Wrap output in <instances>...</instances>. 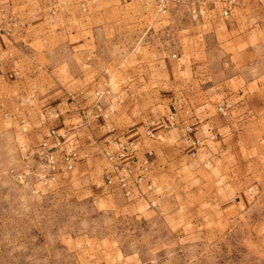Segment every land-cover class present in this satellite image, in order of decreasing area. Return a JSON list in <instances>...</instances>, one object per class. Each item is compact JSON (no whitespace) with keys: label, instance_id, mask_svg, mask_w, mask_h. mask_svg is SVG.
Listing matches in <instances>:
<instances>
[{"label":"crops","instance_id":"1","mask_svg":"<svg viewBox=\"0 0 264 264\" xmlns=\"http://www.w3.org/2000/svg\"><path fill=\"white\" fill-rule=\"evenodd\" d=\"M201 2L194 4L202 8L193 18L194 36L210 33L242 62L264 65V4L252 1L222 15L223 0ZM179 5L191 17L193 6L186 4L152 17L137 0H16L9 8L10 31H0V85L10 87L6 96H29L15 107L27 113L28 144L56 154L55 171L43 166L47 181L77 174L101 195L115 193L137 208L152 203L166 170L200 179L222 209L237 211L262 195L264 69L242 86L209 79L197 69L210 62L197 45L201 38L189 53L150 51L144 60L101 53L108 43L119 45L123 17L135 21L128 30L143 25L146 31L177 16ZM162 29L175 35L174 45L181 41L182 27ZM222 99L231 102L225 114L215 108ZM68 150L76 152L69 168L60 162ZM106 174L142 181L129 183L125 196L116 180L105 182Z\"/></svg>","mask_w":264,"mask_h":264},{"label":"rangeland","instance_id":"2","mask_svg":"<svg viewBox=\"0 0 264 264\" xmlns=\"http://www.w3.org/2000/svg\"><path fill=\"white\" fill-rule=\"evenodd\" d=\"M15 1L0 0L9 19L3 23L5 32L10 31L9 8ZM174 8L177 16L146 31L143 25L128 30L126 24L135 21L123 17L119 45L108 43L101 53L144 60L152 57L150 51L158 56L189 53L201 38L197 45L210 62L197 69L209 79L242 86L264 69L242 62L243 56L223 49L210 33L196 38V22L182 5ZM174 24L183 28L178 47L175 35L162 29ZM9 89L0 85V264H264V192L257 197L253 192L254 199L237 211L222 209L200 179L166 170L152 203L137 208L115 193L101 195L77 174L44 182L43 160L22 129L27 113L15 107L19 101L28 103L24 97L6 96Z\"/></svg>","mask_w":264,"mask_h":264},{"label":"built area","instance_id":"3","mask_svg":"<svg viewBox=\"0 0 264 264\" xmlns=\"http://www.w3.org/2000/svg\"><path fill=\"white\" fill-rule=\"evenodd\" d=\"M139 1L145 9L151 8L153 11L159 14L166 13L168 9L177 4H186L188 6H193L192 9H190V15L192 18L196 17L198 13L201 12L202 8H198L197 6H194L195 3H198L199 5H202L201 0H137ZM225 2V6L221 10L222 15H228L232 9L235 8H241L245 4L249 2H257V3H263L264 0H223ZM0 31L6 30V27L3 23H8L9 19L6 18V14L4 12V9L0 8ZM96 95H99V91H95ZM25 101L29 100V96L24 97ZM231 106V102L229 100H220L216 103L215 108L216 111L220 114H225L227 109ZM23 130H26V127H22ZM50 134L54 133V129L51 128L49 131ZM147 134L152 135V132L150 129H147ZM55 144H59V140L55 141ZM39 158L43 160V166L47 168L48 172L52 173L55 171V169L58 167L59 161H57L56 154L51 149H44L41 151H38ZM76 157V152L74 150H68L67 152L64 151L60 155L61 163L69 168L72 165V161ZM115 177V178H114ZM47 176L43 178V181L46 182ZM116 180V185L122 189L123 195L128 196L129 191V183H132L133 185H138L142 181V176L137 175L135 177L127 178L123 175L120 176H111L110 174L105 175V182L107 184H113V181ZM147 188H150V184L148 183Z\"/></svg>","mask_w":264,"mask_h":264}]
</instances>
